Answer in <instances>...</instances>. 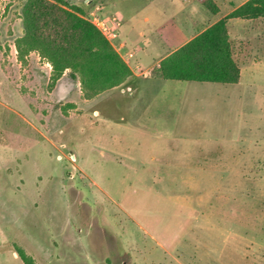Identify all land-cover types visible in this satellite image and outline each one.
Wrapping results in <instances>:
<instances>
[{"label": "rangeland", "instance_id": "obj_1", "mask_svg": "<svg viewBox=\"0 0 264 264\" xmlns=\"http://www.w3.org/2000/svg\"><path fill=\"white\" fill-rule=\"evenodd\" d=\"M24 1L0 0V153L18 150L19 158L18 165L11 157L0 158V252L5 257L0 261H11L17 246L36 264H264L263 157L254 158V171L220 174L213 168L203 174L195 165L202 158L194 144L145 140L139 154L147 162L152 159L150 165L137 175L116 168L109 173L106 132L99 124L106 113L124 114L122 104L139 101L137 90L134 94L108 90L84 100L79 80H73L69 70L52 84L51 66L37 54L18 61L14 41L22 34ZM105 1L64 0L89 21L97 16L96 7L104 20L115 15L121 21L119 38L137 59L150 60L152 54L139 36L154 27V22H143L146 14L164 24L184 14L160 4L145 8V0H111L113 11ZM250 40L257 45V40ZM109 43L119 51L114 41ZM261 46L264 50V41ZM245 66L246 86L236 90L220 84L152 81L153 95L172 106L166 122H175L176 130L189 106L205 103L206 132L219 136L223 171L231 156L240 164L247 161L257 144L261 148L254 149L264 153V53ZM18 71L30 82L31 98L46 104L40 132L7 111L10 80ZM131 81L136 89L144 85ZM16 88L27 90L22 84ZM241 96L243 106H231ZM239 133L258 143H236ZM97 136L100 145L94 142ZM136 233L187 234L183 244L160 252L150 263L149 239L140 234L136 241ZM18 263L22 264L19 259Z\"/></svg>", "mask_w": 264, "mask_h": 264}, {"label": "crops", "instance_id": "obj_2", "mask_svg": "<svg viewBox=\"0 0 264 264\" xmlns=\"http://www.w3.org/2000/svg\"><path fill=\"white\" fill-rule=\"evenodd\" d=\"M145 1L147 2L145 8L148 6L154 8L155 4H160L167 7L171 6L173 7V11H177V13L182 12L184 14L178 21H175L173 18L171 22L167 24H164L163 21L160 22V18L154 16V14H146L143 17L142 20L144 23L154 22L153 30L147 32L140 31L139 34L143 40L142 43L145 44L143 45L145 49L150 48L149 50L152 52L150 60H148L147 57H140L137 59L136 53L127 47L124 40L119 38V40L115 42L116 46L120 43L124 44V49L121 51L123 55L126 51H132L134 53L133 58L125 60L124 56L123 60L130 68L134 76L133 80L138 81V83L144 82V85L136 89V87L134 88L131 86L130 82L132 81H130L126 85L124 84L110 90L119 89L121 94L126 93V91H124L126 88H130V91H128L129 94H134L137 90V97H140V100L122 104V110L125 111L124 114H121L119 111V115L106 113V119L99 124V129H103L106 132V158L108 159V161L106 160V166L111 168L109 169V173H112V169H114V171L116 169H121L137 175L140 173V168L150 165L152 159L150 162H147L142 160L141 153L139 154L141 143L145 140L194 144L198 157L202 158V161L197 162L195 165L197 170H200L203 174L213 168L214 172L218 173V171H220V174L222 172L237 174L240 170L245 171L250 168L251 171H254L252 169L254 166V158L260 155L264 159L263 151L254 149L258 146V141L255 138L251 137L249 140L248 135H246L247 138H244L245 136L240 133L235 136L236 143L247 141V143L257 144V146H253L254 148L249 157H247L249 159L245 162H241V164L238 163L237 158L234 160L233 156H231L230 164L227 165L226 171H223L225 162L223 150L218 143L219 136L206 132V117L202 114V111L206 110L204 106L205 103L200 101L202 104L196 103L189 106L187 108V113L182 116V121L178 123L179 128L176 130L175 126L177 124L175 122L169 124L166 122V120L168 121L169 111L172 109V106H170L166 100L159 102L158 98L152 93L154 89L152 81L163 80L153 72V69L158 67L159 62L163 58L182 47L196 35L246 3L248 0H212L218 8V13L216 15H209L201 7L199 3L200 0ZM105 3L107 4V9L116 11L115 5L111 0H106ZM174 6L176 8H174ZM226 27L231 44L232 58L239 69V81L237 84L225 86H232L230 90H236L237 88L246 86L242 84L243 71H247L245 66L246 62L250 61L252 63L257 60L258 54L264 53L263 47L261 46V43L264 41V19H231L227 21ZM250 39H253V41L257 40L259 45L258 43L254 45ZM116 51L118 54H121L119 53L120 50L118 51L116 49ZM22 73L27 77V74H25L27 73L25 67ZM20 75L21 73L18 71L11 77L10 84L12 85L10 86L11 88H9V98L6 102V108L10 116L13 118L16 116L17 119L23 122L24 126L37 133V131L40 132L39 128H43L44 126L43 123L45 122L46 115L43 110L46 108V104L31 98L30 82ZM20 78L22 80H20ZM20 84L24 85L27 90L17 89L16 87L20 86ZM123 86H125V88H122ZM219 91H221V89H219ZM244 102L245 100L241 96L236 97L230 104L231 106L242 107ZM1 105L2 104H0V107ZM110 105L112 110H118L115 103H110ZM176 116L177 115H175V117ZM167 125L169 128H167ZM100 138V136L94 138L96 145H100L96 143L98 141L100 142ZM98 147L93 146L95 149H98ZM258 148L261 147L258 146ZM17 151L18 150H9L6 156L3 155L4 152H1L0 158L11 157L13 160H16L14 161L18 165L19 158L17 159L16 156ZM168 152L172 154L174 150L170 149ZM184 167L186 166L184 165ZM140 234L149 239L148 243L150 244L147 247V254L150 263H153L154 260L158 259L160 252L169 253L176 243L179 246L183 244V240L186 239L187 233H136V235H134L136 241V237L138 238ZM174 238H177V241L174 240ZM142 250L144 251V248L140 250V253H143ZM137 254L139 253L135 252V256H137ZM9 259L12 262L0 261V264H19L16 253H13ZM0 260H5L3 252H0ZM137 260L139 259L135 261L138 262Z\"/></svg>", "mask_w": 264, "mask_h": 264}, {"label": "trees", "instance_id": "obj_3", "mask_svg": "<svg viewBox=\"0 0 264 264\" xmlns=\"http://www.w3.org/2000/svg\"><path fill=\"white\" fill-rule=\"evenodd\" d=\"M199 3L209 15L218 13L212 0ZM260 18L264 19V0H248L163 58L153 72L168 81L237 84L239 69L232 58L227 21ZM20 20L22 34L14 41L17 59L23 63L30 53L37 54L51 66L52 84L69 70V76L79 80L83 99L92 100L134 79L109 41L64 0H25ZM14 252L22 264H36L23 249L14 246Z\"/></svg>", "mask_w": 264, "mask_h": 264}, {"label": "built area", "instance_id": "obj_4", "mask_svg": "<svg viewBox=\"0 0 264 264\" xmlns=\"http://www.w3.org/2000/svg\"><path fill=\"white\" fill-rule=\"evenodd\" d=\"M96 15L94 16L93 20H88L92 25H94L101 34L107 39L109 42H117L119 40V30L121 28V21L115 16L111 15L106 20H104L102 17H100L101 10L96 7ZM118 48L120 51H123L124 44L120 43L118 45ZM127 59H131L134 56V53L132 51H126L124 55ZM124 91L128 92L130 91V88H126Z\"/></svg>", "mask_w": 264, "mask_h": 264}]
</instances>
